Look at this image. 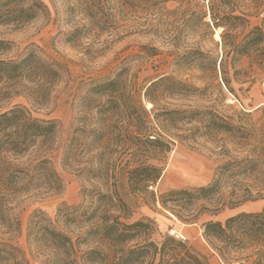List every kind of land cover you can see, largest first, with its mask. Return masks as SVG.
Masks as SVG:
<instances>
[{
	"label": "trees",
	"instance_id": "trees-1",
	"mask_svg": "<svg viewBox=\"0 0 264 264\" xmlns=\"http://www.w3.org/2000/svg\"><path fill=\"white\" fill-rule=\"evenodd\" d=\"M68 1L69 21L74 22L79 15L86 22L72 27L66 35L68 42L89 36L93 31L110 33L115 27L114 20H111L115 7L133 13H157L163 12L164 6L171 2H178L183 7L198 4L197 0ZM111 2L112 7L108 9ZM43 10L41 0H0V27H21ZM206 18L208 22H204ZM251 19L258 20V25L250 26ZM195 20L208 30L210 37L212 30H221L219 65L222 70L229 62L237 79L240 72L236 65L244 59L250 84L258 79L264 80V0H210L206 12L191 13L182 19V30L192 28ZM162 26L161 22L149 23L148 32L155 34ZM9 50V42L0 39V97L23 95L36 106H44L62 79L63 67L42 60L33 51L14 60L3 59L1 56ZM176 58L186 70L201 73L202 79L215 69V59L198 49L184 50ZM222 82L231 91L229 80L224 77ZM83 86L84 120L89 121L88 111L92 108H95L96 115V129L85 128L84 133L86 136L93 134L95 149L100 150L97 158L103 156L104 143L112 142L110 130L114 129L122 139L121 143L130 148L131 162H126L112 175L102 166L90 172L91 178L99 179L102 184L83 188L78 204H60L52 218L40 210L34 211L26 226L29 253L40 258L41 264H207L185 242L171 236H164L159 244L147 241L153 232L152 224L148 220L127 222L132 214L131 208L119 194L118 180L124 181L122 186L129 194L146 196L151 204L158 203L179 222L195 224L204 213L217 216L224 209L263 198L261 191L264 189L255 194L246 189L239 195H236V189L240 179L264 173V145L253 147L250 153L240 158L231 157L229 151L221 147L220 154L225 161L215 169L210 183L191 189L169 190L155 197L149 188L161 178L163 166L158 163L174 141L223 135L242 144L248 141L251 133L246 136L244 128L234 124L233 119L222 118L211 109H169L162 105L167 99L194 96L203 90L172 74L155 77L138 96L122 70L111 78L90 81ZM143 101L150 104V110L145 109ZM113 119H116L117 126L113 125ZM191 124H195L194 128L183 129ZM57 128L54 121L34 119L20 107L0 112L1 230L7 233L19 231V219L11 207L17 194L40 188H44L46 194H61L62 181L51 166L47 150H42L56 138ZM73 143L71 136L63 148L62 161L65 163L74 154ZM36 148L39 153L33 159L24 164L17 163ZM110 180L112 184L108 185ZM227 188L232 191L224 193ZM200 227L202 239L223 264H264V208L258 213H239L223 222L207 221ZM0 264L28 262L17 245L0 243Z\"/></svg>",
	"mask_w": 264,
	"mask_h": 264
},
{
	"label": "rangeland",
	"instance_id": "rangeland-1",
	"mask_svg": "<svg viewBox=\"0 0 264 264\" xmlns=\"http://www.w3.org/2000/svg\"><path fill=\"white\" fill-rule=\"evenodd\" d=\"M111 0H109L110 2ZM210 0H197V5L183 7L178 2H171L164 6L163 12L122 11L115 7L113 17L115 27L110 33L93 31L89 36L73 42L66 40L67 33L77 23L85 24L77 15L75 21H69L66 9L68 0H41L44 10L27 24L0 27V39L10 44L9 52L1 56L3 59L14 60L26 52L33 51L36 56L50 63L63 67L61 81L53 88L50 101L44 106H36L23 95L1 98L0 112L13 107H20L28 111L37 120H52L57 125L56 138L46 149L52 168L59 175L63 190L59 195L46 194L44 188L22 192L13 197L11 207L18 217L19 231L6 232L0 229V243L17 245L24 253L28 264H41V259L31 255L26 247V226L34 211L40 210L49 217L55 215L57 207L65 203L69 206L80 201L83 188L101 185L99 179H92L90 172L103 167L109 174L117 173L120 168L130 163V148L121 143L117 131L110 130V139L106 141L101 159L97 158L100 150L95 149L93 134L85 135L84 130L96 129L94 125L95 108L88 111L89 121H85V90L83 84L90 81L103 80L113 77L123 71L126 81L132 85L135 95L143 94L144 87L149 81L162 74L173 75L182 80H188L201 93L194 96L173 97L162 102L169 109H211L218 116L233 119L234 124L244 128V133H251L248 141L236 144L223 135H208L194 141H174L169 152L161 157L159 166H163L161 178L151 190L155 197L161 193L174 189H191L205 186L213 178L215 169L225 161L220 154V148L229 151L231 157L240 158L250 153L253 147L264 145V80H256L250 84L247 78L248 66L242 59L236 70L240 72L237 79L229 62L221 69L219 62L222 55L221 40L214 35L220 34V29L212 30L211 37L208 30L195 20L192 28L182 30V19L191 13L207 11ZM109 3L108 9L112 7ZM167 13V14H166ZM206 18L204 22H208ZM161 22L159 32L151 34L148 25ZM256 19L250 20V26L258 25ZM176 46V47H175ZM189 48L200 50L215 59V69L207 73L202 79L201 73L186 70L176 55ZM183 64V65H182ZM224 71V72H223ZM229 80V91L222 79ZM249 87V90L246 89ZM146 110H150L147 102L143 101ZM257 108L259 110L255 111ZM250 113V114H249ZM249 114V115H248ZM93 118V120H90ZM114 126L116 119L112 120ZM111 123V126H112ZM195 124L186 125L184 130L194 128ZM73 133V134H72ZM245 134L243 136H245ZM74 139V154L66 163L62 161L63 148L70 137ZM249 136V135H248ZM38 148L27 156L18 160V164L27 163L38 155ZM156 164V161H152ZM264 169V167H263ZM264 172V171H263ZM240 183L236 195L248 189L252 194L264 189V173ZM105 183V181H104ZM108 185L112 184L110 180ZM119 194L130 206L131 217L127 222L148 220L152 224L153 232L147 241L159 244L164 236H171L185 242L189 248L207 264H223L210 250L202 239L200 225L207 221L223 222L227 218L239 213H258L264 208V196L252 202H245L233 209H224L217 216L204 213L199 216L197 223L184 224L171 214L162 210L158 203L153 205L148 197L131 195L125 188L124 181L118 180ZM233 184H231V187ZM232 191L231 188L224 193ZM264 194V191H261ZM171 230L175 233L171 234Z\"/></svg>",
	"mask_w": 264,
	"mask_h": 264
},
{
	"label": "bare ground",
	"instance_id": "bare-ground-1",
	"mask_svg": "<svg viewBox=\"0 0 264 264\" xmlns=\"http://www.w3.org/2000/svg\"><path fill=\"white\" fill-rule=\"evenodd\" d=\"M214 37H215L216 40H220L219 33H216V34L214 35ZM148 106H150V104H148ZM170 232H171V234H174V233H175L173 230H171Z\"/></svg>",
	"mask_w": 264,
	"mask_h": 264
}]
</instances>
